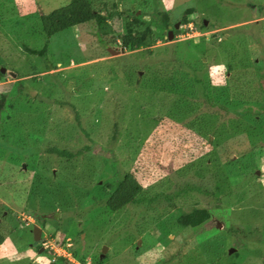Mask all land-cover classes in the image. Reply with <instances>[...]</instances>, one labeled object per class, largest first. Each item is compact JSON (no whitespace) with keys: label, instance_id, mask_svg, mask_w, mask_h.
<instances>
[{"label":"rangeland","instance_id":"374dc122","mask_svg":"<svg viewBox=\"0 0 264 264\" xmlns=\"http://www.w3.org/2000/svg\"><path fill=\"white\" fill-rule=\"evenodd\" d=\"M68 1L0 0L3 67L35 76L23 80L22 94L10 98V119L0 123V230L11 232L0 244V264L71 263L52 261L55 249L71 256L76 252L84 258L82 264H264V131H246V121L234 116V99L221 94L234 91L238 80L250 81L237 87L264 107V0H171L170 7L169 0H96L114 1L125 10V17L140 16L156 32L170 28L186 8H192L188 36L182 25L171 39L165 34L156 38L150 53L120 45L122 19L109 20L110 31L101 35L95 22L89 21L47 37L40 15ZM46 42L45 56L22 47L39 49ZM188 42L202 46L190 47ZM199 60L207 62L208 72H202ZM166 63L188 72L190 79L208 77L211 91L219 90L216 101L230 110L211 109L226 122L218 134H230L224 136L227 147L221 148H229V154L226 159L214 154L210 169L201 160L192 165L186 152L191 142L179 138L178 132L158 135L160 130L140 119L135 132L156 134L155 140L143 137L142 143L157 147L148 151L153 163L147 166L144 195L173 194L187 184L200 185L203 192L185 188L169 202L128 203L110 212L101 201L102 186L116 180L111 155L118 171L129 170L136 161L143 144L135 142L132 148L135 140L127 138L133 131L129 117L132 111L137 117L144 114L135 109L139 93L146 88L143 82L150 79V71ZM13 86L12 77L0 76V92ZM75 109H83L80 115L85 122L104 118L91 137L105 150L92 147L95 150H83L69 160L46 152L52 145L77 151L89 142L84 137L57 136L63 121L71 123L74 131ZM121 115L122 121L117 118ZM114 117L122 128L116 138L111 133ZM236 124L243 125L236 129ZM240 128L244 133L237 131ZM192 207L207 208L210 218L196 228H179L177 215ZM28 216L31 220L26 223ZM32 224L42 229L40 241L34 240ZM179 248L180 257L169 258ZM183 252L195 255L194 261L185 260Z\"/></svg>","mask_w":264,"mask_h":264},{"label":"trees","instance_id":"16d2710c","mask_svg":"<svg viewBox=\"0 0 264 264\" xmlns=\"http://www.w3.org/2000/svg\"><path fill=\"white\" fill-rule=\"evenodd\" d=\"M103 10H105L106 12L103 13ZM192 12L193 9L190 7L186 8L183 11L182 15L177 20L179 23L178 28H175L173 26V23L175 22L171 23L170 28L173 29L174 34L179 33V31L181 30V26L189 22L188 18ZM125 15V10L120 9L117 3H115L114 1L108 4L105 1L101 3L100 1L97 2L96 0H69L65 5H62L46 14L42 13L40 15V21L42 24L43 32L47 37H49L59 31L75 25H81L89 21L95 22L97 30L101 35L110 31V24L108 23L109 20L122 19L124 30L122 33H118L120 45L129 50L145 49L148 53L152 52L149 47L156 41V38L164 36L163 31L156 32L151 23H148L145 20L141 19L140 16L133 14L130 17H125ZM163 18H165V20L168 19L167 13H163ZM164 24L167 25V21H165ZM202 25L203 23H201V26ZM111 40L114 42L116 39L115 37H113ZM198 44L199 45H193V43L188 42V46L194 48L200 47L201 44ZM22 47L26 52L30 54L45 56L47 51V42L39 49L31 48L25 44H23ZM199 62L201 63L200 67L204 68V70L202 69V72H208L207 62H204L203 60H199ZM3 66L4 64L0 59V68ZM228 67H230V65H228ZM14 72L16 76L15 78H13L14 86L12 87L11 91L0 92V123H3L4 121L7 122L10 119V114L8 113V108L12 106V101L10 98L15 94H22L25 85V82L23 80L26 81L29 78L35 79L34 75L29 76L25 74H19V72L16 71ZM150 73V79L143 82V84L145 85L144 87L146 88H143L142 92L139 93V96H141V98L136 100L138 104L136 103L137 105L135 106V109L138 108L139 112L141 113L142 111L144 114H139V116L137 117V114L134 113L136 111L131 112L129 122L131 123V128H133V131H128L127 134V138L129 137L130 139L129 141L132 142V140H135L132 148L134 147L135 142H141V144H143L141 145L143 148L141 149L139 155L136 156V161L131 165V168L129 170H116V166L118 163L117 161L113 160L115 159L114 154L111 155L113 159L110 157L112 159L111 165L115 170L114 172L116 175V180L113 183L108 182L102 186L105 195L101 201L102 207L110 212H116L128 203L135 204L139 202H145L148 206H151V204L154 203L159 204L161 200H166L167 202H169L186 189L194 190L198 193L203 192V189L200 185L193 186L187 184L185 185V187H181V189L177 190L173 194L157 192L153 195H144V179L148 174L147 166L150 163H153L148 151L151 150L152 152L157 147L156 145L150 146L149 144L145 145L146 143H142L143 137L146 138L150 136V139L155 140L156 136L154 135L156 134L153 135V132H151L150 134L149 132L143 134L140 133L142 132L140 130H138L137 133L135 132L134 128H136V125H138L141 120L142 122H146L149 125H152L154 130H160L159 132L161 134L158 135H163L162 133L166 131H172L171 133L178 132L179 138H185L186 143L191 142L190 147H188L186 152H188L187 161H190V164L192 165L198 163L199 160H201V162L203 163L202 165L205 166L206 169H210V167L212 166L211 161L215 158L214 154H217V157L219 156L222 159H226V154H229V148H221L226 146L224 139L230 134H218V132H222L221 128L226 125V122L224 124L223 120H221V115L218 111L211 109L214 107H218L228 110L229 108L228 106L219 103L221 101H216V97H214V95L215 93L219 95L220 92H217L219 90H215L214 92L211 91L212 85L210 79H208L207 77L204 81L200 75L198 77H193L192 79H190V75L188 74V72L184 71L183 69H177L175 67L170 68L168 67L167 63L162 64L161 68L159 67V70H152L150 71ZM3 74L5 73L0 71V76H2ZM119 75L121 76L120 73ZM238 81L239 82L235 81L238 84L233 85L235 88L234 91L232 89H228L226 93L221 92V94L226 95L225 97H232L234 99V104L236 106V115L234 116L237 117V119L242 118L244 121H246L245 126L248 125V127H245L243 124H236V129L243 125V128L246 129V131H248L247 128L249 130L251 129L255 131H258V129H260L259 133L261 134L264 131V114L261 113V116L258 114L259 112L264 113V107L259 106V101H252L251 99H248L247 96L245 97L244 90L242 91L239 87H237V85H249L250 81ZM230 86L232 85H229V87ZM35 97H33V99H35ZM162 98L167 99L168 103L166 104V100H162ZM206 104L210 105V108L208 110L205 108ZM153 108H157V110L155 111ZM145 109L147 110V112L144 111ZM162 110L164 111L161 113ZM256 110H258V112ZM81 111H83V109H75L73 120L74 122H76V126H74L73 128L74 131L72 130L73 125L71 123L63 121L61 122V126L58 127L59 134L57 136L59 138H66L69 136L68 138L72 140H76L79 137H84L89 142L87 144H84L83 147L77 151H72L70 149L52 145L46 148V152L53 153L59 158L64 157L69 160L74 156L81 154L83 150H95L92 147H100L102 151L105 150L104 147H101V145H99V143L91 137L92 131H94L100 123H103L104 118L98 116L94 118L91 117L88 118L85 122L81 118ZM123 116L124 115H121V117L117 118L122 121L124 120ZM115 118L116 117L113 118L111 124V133L113 138H116V135H119L122 132L120 122ZM231 120L230 123L232 122ZM61 127L62 129H60ZM233 128L234 131H236L234 126ZM237 131L242 132V129L240 128ZM214 134L216 135V137H214L216 139L213 141V143L209 142L208 146L205 145L206 142L211 141L209 140L210 136H213ZM245 135H247V133H245ZM20 139L21 138H17V140ZM205 192L209 193V191ZM94 201L96 202V196L94 197ZM209 218L210 211L207 208L192 207L187 211L180 212L179 215H177L175 222L176 224H178L179 228H196L197 226L207 221ZM7 233H11L10 230H8L7 232L0 230V244H2V242L4 241L5 235ZM200 250L201 249H198V251ZM71 253L76 259H79L80 262L84 263V258L80 257L76 252L72 251ZM183 253L186 257L187 255H185V252ZM181 254L182 249L179 248L178 250H175L169 258H178ZM187 257L185 260H189L190 258V260L194 261L195 259V255H188ZM56 259L61 262H67L66 258L64 257H58ZM93 264H96V262H94Z\"/></svg>","mask_w":264,"mask_h":264},{"label":"water","instance_id":"95a60500","mask_svg":"<svg viewBox=\"0 0 264 264\" xmlns=\"http://www.w3.org/2000/svg\"><path fill=\"white\" fill-rule=\"evenodd\" d=\"M174 27L175 28L178 27V22L175 23V26ZM172 36H173V32H172V30H169L168 33H167V39H171ZM108 50L110 51V53L111 52L117 53V51H112V49H108ZM0 71L3 72V73H5V74H7V75H9L12 78H15V76H16V74H15L14 71H12L10 69H6L4 67H1L0 68ZM32 231H33L34 240L35 241H39L40 240V237H41V231H42L41 228L38 225H34ZM42 249L43 248L41 247L40 250H42Z\"/></svg>","mask_w":264,"mask_h":264},{"label":"built area","instance_id":"2783aa9c","mask_svg":"<svg viewBox=\"0 0 264 264\" xmlns=\"http://www.w3.org/2000/svg\"><path fill=\"white\" fill-rule=\"evenodd\" d=\"M191 28H192V23L191 22H189V23H187V24H185L184 25V30H185V34L188 36V32L186 31V29L187 30H191ZM52 245V244H51ZM45 247L46 248H49V249H52V248H54L53 246H50V245H45ZM53 255H54V257L55 256H64V257H66L67 258V260L69 261V262H71V263H75V264H77L75 261H74V259H73V257L71 256V254H69V255H66L65 253H60L59 251H57L56 249L54 250V252H53ZM54 257L52 258V260H54Z\"/></svg>","mask_w":264,"mask_h":264},{"label":"clouds","instance_id":"9594fccd","mask_svg":"<svg viewBox=\"0 0 264 264\" xmlns=\"http://www.w3.org/2000/svg\"><path fill=\"white\" fill-rule=\"evenodd\" d=\"M170 5H171V0H169V3H168V5L167 6H169L170 7ZM190 22V21H189ZM188 22V23H189ZM192 22V21H191ZM187 24V23H186ZM185 24H183V26H184ZM31 217L30 216H28L27 217V222L26 223H29V219H30ZM31 220V219H30ZM31 222H33V219H32V221ZM33 224H32V229H33ZM41 228V227H40ZM42 230V229H41ZM41 236H42V231H41ZM40 239H41V237H40ZM40 241V240H39ZM43 249H44V247H42ZM46 249V248H45ZM73 256V255H72ZM58 257H64V256H55L54 257V260L56 259V258H58ZM74 257V256H73ZM64 258H66V257H64ZM74 259L76 260V258L74 257ZM54 260H52V261H54ZM66 260H67V258H66ZM68 261V260H67ZM77 261V260H76ZM69 262V261H68ZM78 262H80V261H78ZM81 263V262H80ZM70 264H75V263H70ZM82 264V263H81Z\"/></svg>","mask_w":264,"mask_h":264},{"label":"flooded vegetation","instance_id":"af4514ba","mask_svg":"<svg viewBox=\"0 0 264 264\" xmlns=\"http://www.w3.org/2000/svg\"><path fill=\"white\" fill-rule=\"evenodd\" d=\"M205 21V20H204ZM178 22V21H177ZM174 25L173 26H175V23H173ZM179 24V23H178ZM169 30H172V32H173V34H174V31H173V29H171V28H167L166 30H163V33L165 34V36L167 35V33H168V31Z\"/></svg>","mask_w":264,"mask_h":264}]
</instances>
